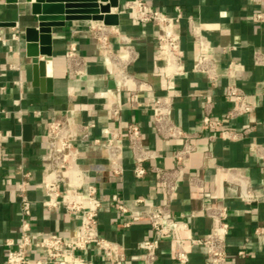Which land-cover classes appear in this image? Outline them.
I'll list each match as a JSON object with an SVG mask.
<instances>
[{
	"label": "crops",
	"instance_id": "1",
	"mask_svg": "<svg viewBox=\"0 0 264 264\" xmlns=\"http://www.w3.org/2000/svg\"><path fill=\"white\" fill-rule=\"evenodd\" d=\"M145 1L169 15L175 13V6L182 12L179 34L185 72L176 78L172 90L171 118L182 128L199 134L176 189L169 197L154 173L134 177L127 147L121 160L123 172L112 175L102 145L108 127L114 125L123 129L126 124L135 123L142 130L144 143L160 153L149 164L165 169L173 167L172 154L181 147L182 140L160 137L154 129L149 108L152 95L163 93L162 80L153 72L154 66L161 61L156 57L152 25L141 24L122 11L125 0H119L117 8H110L118 14L117 25L90 19L65 20L63 26L52 29V77L48 84L47 77L36 75L34 69L41 55L29 57L25 51L24 28L34 24L29 3L0 0V21L15 22L13 26H0V130L7 135L0 156V264H6L9 246L5 241L14 240L19 234L17 186L25 174L30 182L26 196L31 207V235L58 233L68 238L77 226V214L66 213L61 206L47 209L41 204L44 198L42 179L51 166L47 129L54 118L66 119L76 136L80 152L77 161L84 182L97 186L101 201L98 229L104 237L125 247L128 264L142 261L137 244L142 239L153 238L154 234L145 220L128 226L123 223L133 215L165 203L169 204L176 219L188 223V230L178 234L190 252L187 264H204V248L190 245L187 239L190 234L205 237L212 231L214 220L205 215L202 208L220 197L228 207L229 228L225 243L228 264H264V232H259L264 229V65L253 62L254 51L264 52V20L256 19L257 14L264 12V0ZM188 16L202 24V32L211 45L209 55L216 63L218 74L214 85L204 74L192 70L198 52L187 30ZM95 27L105 30L112 53L121 51L122 36L130 39L137 58L127 65V70L145 87L137 91L136 99L118 85L93 33ZM72 43L84 62V73L77 76L68 73L67 52ZM229 61L241 65L234 80L250 95L255 110L226 121L224 126L240 129L245 123H251L253 129L236 140L221 138L219 131L208 138L210 133L200 127L205 111L209 110L216 117L233 105L223 94L228 82L226 66ZM48 85L50 88L46 90ZM133 100L137 104H132ZM113 103L120 107L117 122L110 120L107 114L108 106ZM89 123L93 126L85 133H77V125ZM94 138L100 143H93ZM192 177L199 179L201 185H192L189 182ZM241 187L248 188L257 199L238 198ZM114 193L125 211H118L111 205L110 196ZM138 197L141 201L137 202ZM175 236L157 238L160 264H179L171 255ZM240 250L244 253L238 254ZM81 254L95 264L104 263L93 246ZM29 257L35 259L42 255L32 253Z\"/></svg>",
	"mask_w": 264,
	"mask_h": 264
},
{
	"label": "built area",
	"instance_id": "2",
	"mask_svg": "<svg viewBox=\"0 0 264 264\" xmlns=\"http://www.w3.org/2000/svg\"><path fill=\"white\" fill-rule=\"evenodd\" d=\"M122 11L132 15L141 24L152 25L155 30L156 57L161 61V64L154 66L153 72L159 75L162 80L163 93L154 94L150 99L151 121L160 137L181 139L182 145L172 154L173 167L165 169L156 164H149L158 158L160 153L144 143L142 130L137 124L128 123L123 129L112 125L106 129V137L102 141L107 166L112 175H120L123 172L121 160L125 147H127L133 161L134 177L141 178L149 172L154 173L158 184L163 187V191L169 197L175 191L179 175L194 150V139L199 136L196 132L182 128L171 118L172 90L175 88L176 78L185 72L179 34L182 12L178 6H175V13L169 15L151 6L145 0H125ZM256 19L264 20V12L257 14ZM186 20L188 33L198 52L192 64V70L204 74L210 84L214 85L218 79L216 63L209 55L211 45L202 32V24L194 21L191 16H188ZM93 33L107 62L113 69L118 85L134 99L137 91L145 87L134 74L127 70V65L137 58V52L130 39L122 36L121 51L112 53L105 30L95 27ZM67 58L69 60V75L77 76L84 73V62L74 43L69 47ZM253 62L256 65H264V52L254 51ZM238 69H241V65L234 61H229L226 66L228 82L223 88V94L232 102V107L216 117L206 110L201 118V130L210 133L208 138L214 137L215 131H219L221 138L236 140L253 129L251 123H245L240 129L224 126L226 121L244 117L255 110V104L250 100V95L234 80ZM132 104H137V101L133 100ZM107 114L113 122L119 121V105L110 104ZM91 126H93L92 123L79 124L76 131L78 134L85 133ZM47 137L50 141L51 166L42 179L44 198L41 204L47 209L61 206L66 213L77 214L79 216L78 223L68 238L58 233L33 237L30 225V201L26 196L30 182L25 174L17 186L20 212L19 234L16 239L5 241V244L9 246L5 263L95 264L81 254L87 247L93 246L99 251L104 261L103 264H128L125 247L104 237L98 229L97 216L101 206L98 189L94 183L84 182L83 172L77 161L80 152L75 142L76 136L72 134L67 120L54 118L49 121ZM6 138L7 135L0 130V156L3 153ZM93 143H100V140L94 138ZM189 182L196 187L201 185V181L194 177L189 178ZM83 185H85L84 191L82 190ZM237 197L245 201H254L258 196L248 188L241 187ZM110 200L115 209L125 211L117 194H112ZM135 201H141V198L138 197ZM202 212L214 220L212 231L205 237L190 234L187 241L190 245H199L204 248V264H228L225 244L229 228L228 207L220 197L215 203L205 204ZM189 216H193V213H189ZM140 220H145L148 223L154 237L138 242L137 246L142 252V261L138 264H160L157 238L172 234L176 235L172 240V258L179 264L188 263L190 252L184 246V239L178 237L180 232L188 230V223L176 219L171 213L168 203L152 206L139 215L131 216L130 220L123 224L128 226ZM259 232H264V229ZM32 253H40L42 257L30 259L29 256ZM243 253L242 250L238 251V254Z\"/></svg>",
	"mask_w": 264,
	"mask_h": 264
},
{
	"label": "water",
	"instance_id": "3",
	"mask_svg": "<svg viewBox=\"0 0 264 264\" xmlns=\"http://www.w3.org/2000/svg\"><path fill=\"white\" fill-rule=\"evenodd\" d=\"M14 2L16 0H6ZM29 3L34 24L24 28L25 51L29 57L41 59L34 64L36 75L52 77V29L63 26L65 20L90 19L102 21L106 25H117L118 14L111 11L117 8L119 0H25ZM98 1L105 4H99ZM14 21H0V26H13ZM50 85L46 90H49Z\"/></svg>",
	"mask_w": 264,
	"mask_h": 264
}]
</instances>
